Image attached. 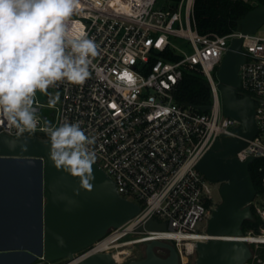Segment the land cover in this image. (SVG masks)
Returning a JSON list of instances; mask_svg holds the SVG:
<instances>
[{
    "label": "built area",
    "instance_id": "2783aa9c",
    "mask_svg": "<svg viewBox=\"0 0 264 264\" xmlns=\"http://www.w3.org/2000/svg\"><path fill=\"white\" fill-rule=\"evenodd\" d=\"M157 1L79 0L67 25L71 38L84 34L98 45L90 77L83 85L57 82L45 93L46 102L35 96L39 123L34 133L20 134L0 118V135L12 138L50 140L43 129L65 122L79 123L95 138L96 164L117 184L123 199L141 208L85 253L110 254L118 264L143 259L136 249L153 241L172 244L179 264H195L191 258L197 243L211 239L208 226L200 231L199 225L209 223L218 207L215 191L222 184L208 180L197 165L218 139L239 138L240 123L224 115L219 88V69L237 38L243 39L246 57L238 95L253 100L257 133L231 159L264 158V36L240 30L202 35L194 18L196 0L171 2L162 9L156 8ZM228 1L251 5L264 0ZM175 39L185 40L193 53L174 45ZM186 74L207 79L212 95L208 111L176 101ZM258 199L264 204V195L257 193L249 206L261 221L259 231L223 238L248 245L246 264H264V206L256 204ZM151 219L166 230L137 232ZM158 250V256L168 257Z\"/></svg>",
    "mask_w": 264,
    "mask_h": 264
},
{
    "label": "water",
    "instance_id": "95a60500",
    "mask_svg": "<svg viewBox=\"0 0 264 264\" xmlns=\"http://www.w3.org/2000/svg\"><path fill=\"white\" fill-rule=\"evenodd\" d=\"M263 26L264 5L255 7L240 21L242 35L256 34ZM242 43V38L234 39L219 69L223 113L240 123L236 130L239 138L224 136L218 139L197 165L208 180L222 184V202L208 223L207 231L213 238L196 245L195 264H246L251 258L248 245L223 239L243 234L244 223L254 219L249 205L257 195L249 169L255 159L246 162L231 159L247 146L246 140L253 139L257 133L255 104L251 97L238 95L239 71L246 59ZM199 109L208 111L210 106ZM49 150L50 140L0 135V183L8 182L11 177L22 182L23 174L25 178L27 174L31 184L28 194L25 188V196L31 200L35 221L32 247L27 250L0 248V264L62 261L65 264H118L110 254L85 253L111 229L120 228L137 216L140 206L123 199L117 184L96 163L91 190L82 189L78 177L54 167ZM9 192L8 186L3 188L1 184V200ZM15 193L17 191L13 193L16 197ZM20 193L22 196L23 190ZM163 230L166 225L152 219L137 227V232ZM156 249L167 251L168 257L158 256ZM129 264H179V256L172 244L153 241L146 244L143 259Z\"/></svg>",
    "mask_w": 264,
    "mask_h": 264
},
{
    "label": "clouds",
    "instance_id": "9594fccd",
    "mask_svg": "<svg viewBox=\"0 0 264 264\" xmlns=\"http://www.w3.org/2000/svg\"><path fill=\"white\" fill-rule=\"evenodd\" d=\"M78 7L79 0H0V118L20 134L34 133L39 123L33 107L37 91L47 93L57 82L83 85L90 77L98 45L84 34L71 38L67 25ZM43 131L54 167L91 190L95 138L79 123Z\"/></svg>",
    "mask_w": 264,
    "mask_h": 264
},
{
    "label": "trees",
    "instance_id": "16d2710c",
    "mask_svg": "<svg viewBox=\"0 0 264 264\" xmlns=\"http://www.w3.org/2000/svg\"><path fill=\"white\" fill-rule=\"evenodd\" d=\"M178 3L180 0H169ZM260 5H264V1ZM259 5V6H260ZM254 9L248 4L228 0H196L194 18L197 30L206 35L216 33L227 35L240 30V21ZM176 101L193 107H205L212 103L211 89L201 74H186L176 93ZM252 180L258 194L264 195V158L255 160L249 166ZM254 219L243 225V231H259L261 221L253 210Z\"/></svg>",
    "mask_w": 264,
    "mask_h": 264
},
{
    "label": "crops",
    "instance_id": "0c3cea01",
    "mask_svg": "<svg viewBox=\"0 0 264 264\" xmlns=\"http://www.w3.org/2000/svg\"><path fill=\"white\" fill-rule=\"evenodd\" d=\"M8 186L9 195L0 198V248L27 250L32 247L35 241L34 210L27 189L31 182L28 176L23 174V181L11 179L8 182L0 183V186ZM21 185V187H20ZM26 186V187H25ZM20 190H23L21 196ZM17 191L16 197L14 192ZM4 201V202H2ZM6 201V202H5Z\"/></svg>",
    "mask_w": 264,
    "mask_h": 264
},
{
    "label": "rangeland",
    "instance_id": "374dc122",
    "mask_svg": "<svg viewBox=\"0 0 264 264\" xmlns=\"http://www.w3.org/2000/svg\"><path fill=\"white\" fill-rule=\"evenodd\" d=\"M260 4H261V1H254L253 4H251L250 6L255 8V7L259 6ZM170 5H171V2L168 1V0H158L157 3H156V8L157 9H162V8H166V7L170 6ZM257 33L260 36H264V26ZM173 44L176 45L177 47H179L180 49L184 50L185 52L189 53V54L193 53V49L190 46H188L186 44V41L183 40V39H175V40H173ZM36 98L40 102H46L45 93H41V92L37 91ZM215 199H216V203L219 206L220 203L222 202V198H221V195H220V188L219 189L217 188L216 191H215ZM256 204L259 207H263L264 206V204L262 203V201L260 199H258L256 201ZM207 226H208V222L204 223V224H201V225H199V230L200 231L205 230L207 228ZM136 250H137L138 254L140 253V254L144 255L143 258L145 257L146 245L145 246H140ZM156 253H157V255L161 254V252L158 249H156ZM197 258H198V254L196 252V254L191 258L193 263L196 262ZM55 264H65V261L58 262V263H55Z\"/></svg>",
    "mask_w": 264,
    "mask_h": 264
},
{
    "label": "bare ground",
    "instance_id": "6f19581e",
    "mask_svg": "<svg viewBox=\"0 0 264 264\" xmlns=\"http://www.w3.org/2000/svg\"><path fill=\"white\" fill-rule=\"evenodd\" d=\"M211 237V239L213 238L212 236H210Z\"/></svg>",
    "mask_w": 264,
    "mask_h": 264
},
{
    "label": "snow or ice",
    "instance_id": "6c2138e0",
    "mask_svg": "<svg viewBox=\"0 0 264 264\" xmlns=\"http://www.w3.org/2000/svg\"><path fill=\"white\" fill-rule=\"evenodd\" d=\"M130 79V77H128Z\"/></svg>",
    "mask_w": 264,
    "mask_h": 264
},
{
    "label": "flooded vegetation",
    "instance_id": "af4514ba",
    "mask_svg": "<svg viewBox=\"0 0 264 264\" xmlns=\"http://www.w3.org/2000/svg\"><path fill=\"white\" fill-rule=\"evenodd\" d=\"M216 187H217V186H216ZM216 187H215V188H216Z\"/></svg>",
    "mask_w": 264,
    "mask_h": 264
}]
</instances>
